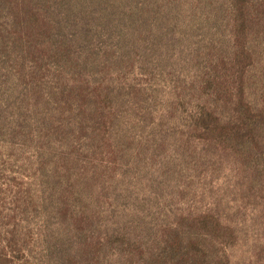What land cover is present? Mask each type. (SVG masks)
I'll return each mask as SVG.
<instances>
[{
    "label": "rangeland",
    "instance_id": "1",
    "mask_svg": "<svg viewBox=\"0 0 264 264\" xmlns=\"http://www.w3.org/2000/svg\"><path fill=\"white\" fill-rule=\"evenodd\" d=\"M100 2L0 0V264H121L111 224L152 244L190 215L210 252L264 264L262 205L188 130L219 87L264 101V0Z\"/></svg>",
    "mask_w": 264,
    "mask_h": 264
},
{
    "label": "trees",
    "instance_id": "2",
    "mask_svg": "<svg viewBox=\"0 0 264 264\" xmlns=\"http://www.w3.org/2000/svg\"><path fill=\"white\" fill-rule=\"evenodd\" d=\"M111 1L101 0L99 3L103 19H109L106 15H110ZM80 4L77 15L82 18L88 5L84 2ZM239 77L235 80L238 81ZM239 83L246 90L245 80L240 79ZM243 87L237 96L234 94V87H219V98L214 106L206 105L209 99H205V105L200 111L188 116V130L196 132L198 138L205 143L209 152L213 154L210 160L217 159L221 166L228 160L237 170L240 193L245 199L262 205L261 208L257 207L259 212L255 221L261 218L256 223H260V228L264 231V101L259 107L253 106L247 100ZM185 143L192 144V141L184 137L181 144ZM210 217L213 216L183 217L179 220L178 226L171 227L166 232H169L168 234L157 233L152 244L140 240V235L128 238V235L121 233L126 228L136 229L138 225L122 227L119 224L117 226L111 224L107 229L109 236L102 242L108 247L115 244V239H120L116 244H120L119 249L125 257L121 264H130L131 256H138L136 253L138 249L141 254L139 256H145L144 264H231V259L224 253L218 250L209 251L210 247L215 250V242L209 239L210 233L204 236L199 231L205 223L200 221L205 219L210 221L211 219H208ZM223 218L217 214V233L230 232L234 239L244 234L245 229L240 223L224 221ZM186 222L191 223L184 225ZM146 232L148 235L153 233L152 229ZM146 251L149 256L146 255Z\"/></svg>",
    "mask_w": 264,
    "mask_h": 264
}]
</instances>
